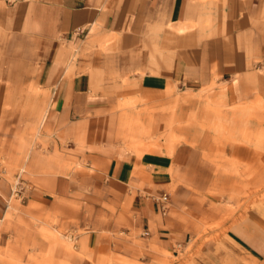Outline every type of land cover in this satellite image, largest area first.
Listing matches in <instances>:
<instances>
[{
	"label": "crops",
	"instance_id": "1",
	"mask_svg": "<svg viewBox=\"0 0 264 264\" xmlns=\"http://www.w3.org/2000/svg\"><path fill=\"white\" fill-rule=\"evenodd\" d=\"M0 39V54L36 66L49 93L48 150L77 163L38 174L21 193L97 216L76 236L74 264H148L184 243L220 149L213 131L185 122L191 104L208 101L236 123L254 112L264 133V0H0ZM223 148L236 162L264 160L248 142ZM11 192L0 176V220ZM249 231L229 236L245 245Z\"/></svg>",
	"mask_w": 264,
	"mask_h": 264
},
{
	"label": "rangeland",
	"instance_id": "2",
	"mask_svg": "<svg viewBox=\"0 0 264 264\" xmlns=\"http://www.w3.org/2000/svg\"><path fill=\"white\" fill-rule=\"evenodd\" d=\"M36 68L0 54V176L12 186L8 214L0 220V264H74L79 255L76 236L93 227L86 220L96 214L69 203L61 208L42 206L28 202L21 193L38 174L77 165L62 159L55 146L48 150L51 138L44 134L43 116L49 93L39 86ZM175 97L177 109L183 102L181 95ZM164 108L161 105L160 109ZM207 112L210 119L204 118ZM190 114L185 122L190 121L192 131L209 128L220 147L213 158V182L206 196L191 207V225L185 231L184 243L148 264H264V160L257 157L250 165L236 162L223 148L227 142L241 141L264 150L259 119L254 112L238 119L239 124L233 115L222 119L220 107L208 101L191 104ZM183 123V119L174 120L175 126ZM181 139L176 136L175 142ZM69 207L80 210L79 216L72 215ZM246 224L250 226L248 241L239 245L229 235ZM116 236L121 243L128 238L121 231Z\"/></svg>",
	"mask_w": 264,
	"mask_h": 264
},
{
	"label": "built area",
	"instance_id": "3",
	"mask_svg": "<svg viewBox=\"0 0 264 264\" xmlns=\"http://www.w3.org/2000/svg\"><path fill=\"white\" fill-rule=\"evenodd\" d=\"M161 210H162V213L165 214L166 212V209H167V196L166 195H163L161 197Z\"/></svg>",
	"mask_w": 264,
	"mask_h": 264
},
{
	"label": "bare ground",
	"instance_id": "4",
	"mask_svg": "<svg viewBox=\"0 0 264 264\" xmlns=\"http://www.w3.org/2000/svg\"><path fill=\"white\" fill-rule=\"evenodd\" d=\"M254 106V105H253ZM143 147V146H142Z\"/></svg>",
	"mask_w": 264,
	"mask_h": 264
}]
</instances>
